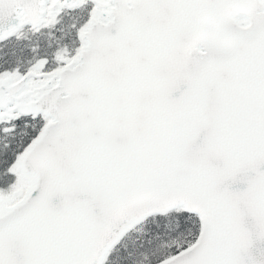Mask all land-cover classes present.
<instances>
[{"label":"snow or ice","instance_id":"6c2138e0","mask_svg":"<svg viewBox=\"0 0 264 264\" xmlns=\"http://www.w3.org/2000/svg\"><path fill=\"white\" fill-rule=\"evenodd\" d=\"M0 264H264V0H0Z\"/></svg>","mask_w":264,"mask_h":264}]
</instances>
